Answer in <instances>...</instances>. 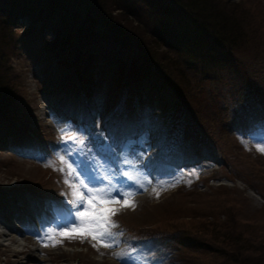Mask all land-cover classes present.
<instances>
[{
	"label": "rangeland",
	"instance_id": "obj_1",
	"mask_svg": "<svg viewBox=\"0 0 264 264\" xmlns=\"http://www.w3.org/2000/svg\"><path fill=\"white\" fill-rule=\"evenodd\" d=\"M2 1L0 0V4L4 5ZM99 1L104 6L103 9L100 7V10H104L105 13H102L103 18L100 22L105 20L106 15L108 18L104 22H120L124 26L122 27L124 31H127V25L124 22L134 28L139 27V30L144 28L148 33L150 48L152 47L153 50L157 48L167 60L174 58L173 49L164 43L161 36L159 37L154 34L155 32L149 30V25L145 22L151 19L150 14L147 13L148 9L144 8L134 16L127 9L129 7L121 6L123 5L122 1L120 4L119 1L113 0L120 4V9L116 8L113 1V3L108 1L111 4L103 0ZM233 1H239V5H243L253 12L254 22H250L248 25L244 24L247 29L246 38L238 39L237 46H235L237 56L242 61L252 62L256 59L253 58L255 53L260 52L264 55V0ZM66 5L64 12L69 10L66 14L74 12L73 16L77 15V6L71 2H66ZM109 7L112 8V13H116L114 14L116 18H112L108 13L107 8L109 9ZM161 9L156 10L154 17H157V14H164L165 11H161ZM56 16L61 17L60 14H56ZM78 16L80 18L76 22H81L83 17L80 13ZM86 16L88 15L86 14ZM98 16L101 19V15ZM69 17L71 18V15ZM164 17L167 18V15ZM62 18L66 22L70 19L65 16ZM168 18L170 20L172 15L169 14ZM16 21L12 26L13 36L17 39L21 38V43L17 45L18 49L11 58L13 66L11 75H13L14 84L19 85L20 95L17 96L16 105L21 111L17 118L26 125H21L25 128L21 132L22 128L18 131L13 123L17 121L16 119L11 126L4 124V120L0 121V220L5 225L12 226L13 210L16 207L21 210L23 208L21 204H23L26 208H30L28 213L31 217L28 216V219L34 217L35 212L39 210V212L42 211L43 217L49 220L47 224L49 229H62V223L66 224L71 219L73 212V208L69 204V200L72 198V189L64 183L66 177L58 178L59 180L56 182L42 166L48 164L49 161L61 163L57 159V154H63L74 162L79 173L82 174L80 178L90 182L93 187L107 186L136 193L133 198L136 202L135 208H126L123 203L114 204V208L120 209L118 217L130 229L156 230L167 237L170 235L174 240L171 241L172 244L167 245L168 247L165 249L162 247V250L159 251L160 240H150L138 247L123 249L129 242V238L124 227H119L114 231L122 234L118 237L119 242L114 248L93 247L92 245L98 242L90 238L83 242L79 239L65 240L63 238L60 240H65L62 242L64 244L61 243L57 248L44 250L40 240L23 234L21 236L25 242L24 249L16 251L23 246L18 248V243L12 242L9 236L16 237L19 234L5 227L8 235H0V264H19L21 261L23 264H28L30 261L26 259V256L29 254L43 258L38 264H242L248 259L255 260V256L249 254L255 253L251 244L253 242L262 243L260 240L264 239V153L257 150V144L264 145V126L260 125L258 132L254 135L249 134L250 131H248L245 139H236L232 131V119L220 121L221 118L217 116L213 117L216 119L215 122L209 121L205 117L210 122V132L213 135L209 133L206 141L199 139V141H194V144L187 142L183 144L182 142L171 158H164L161 156L164 146L162 140L165 134L169 133L160 118L155 116V107L149 101L142 100V119L140 121L142 129L139 131L141 135L137 142H145L153 134L161 131V134L153 139L149 150H147L152 153V157L144 160L141 165L132 162V166L122 169L123 174L121 175L109 171L105 174L104 181L97 184L92 183L97 177L95 174L98 168H102L101 163L104 159L97 165L94 159L80 152L79 139L75 144H72L73 140L70 143L69 140L63 139L66 131L74 130V121L64 116L63 110L68 106L76 113L79 103L89 106L91 108L89 110H92L95 115L97 124H100L103 121V115L105 117L113 111L114 98L119 90L122 92V87L118 89L116 82L111 80L114 78L105 75L107 77L105 83L94 85L93 90L85 99L80 84H77V87L68 85L64 75L70 74V72L58 67L55 63L56 58L52 55L55 52L49 49V43L54 35L52 28L50 29L53 22H47L48 25L42 26L43 28L40 30L42 40L22 42L25 35H29L30 31H26V28L31 24V17L24 14L16 18ZM186 21L190 22L188 19ZM172 22H179V20L173 18ZM81 26V23H73L71 34L75 32L73 28L81 30ZM108 28H92V36L85 31L81 32L90 39L88 42L91 45L90 49L98 54L117 52L118 55L124 57L125 65L129 59L134 58L136 64L143 66V61L139 59V56H133L136 54L134 46L130 42H124L120 33L117 35V33L113 34V31L107 32ZM130 33L133 35L131 30ZM203 39L206 42L204 48H212L213 41ZM179 58L182 65L181 68L177 67L181 69L180 74H183V78L190 82V90L200 87L207 91L208 88L219 83L216 78H211L206 72L211 73L212 76H220V79L227 78L230 72L234 73V71H229L230 64H218L217 61H212L206 65L203 64L201 58L200 61L199 58H195L194 62L197 64L194 65L195 63H186L181 54ZM259 61L257 59V62ZM97 63L91 69H101L100 71L103 73L105 66L102 67L99 61ZM173 63L177 65L176 62ZM152 64L151 62L149 65L145 64L144 68L150 69L149 77L157 80L155 77L160 78L163 74L154 70V63ZM216 66H220L221 69L218 70L215 68ZM169 71L171 72V70ZM156 72L159 73L156 74ZM171 74L176 75L175 69ZM191 78L196 80L198 87L192 83ZM160 79L163 82L167 81L164 77ZM258 80L263 86L264 78H258L256 82ZM132 100H134V96ZM114 110L117 113V108ZM58 113L63 115L60 116ZM116 117L118 119L113 123L106 122L105 124V129L108 128L109 132L106 133L104 130V133L101 131L102 133L98 135L105 134L106 140L109 138L115 142L117 140L113 137L116 132L125 135V129L131 123L127 109H121ZM220 128L223 129L222 133L219 132ZM243 128L247 129V126ZM85 132L86 130L82 129V134ZM226 134H228L227 141L225 140ZM51 136L55 141V151L49 160L45 159L41 152L29 147L25 148L26 142L33 146L39 145L42 144L37 143L38 140H41L40 137L49 138ZM210 136L213 141H209ZM188 147L190 149H187ZM22 149L24 150L20 153ZM135 157L136 155L133 153L130 160L133 161ZM188 160H194V162L183 164ZM104 163H107L106 159ZM134 179L136 180L133 181ZM132 181L136 182L135 187L128 189ZM149 184L150 188L148 189ZM59 185L64 187L61 195L66 194L62 198L63 204L66 205L62 208V212L55 211L54 203L50 201L52 196L43 193V189L54 190ZM169 185L175 186L169 187ZM77 186L79 187L78 182ZM154 188L160 192L159 197L153 191ZM26 195H29L30 200L23 203ZM47 203L52 204V207L51 205H49L51 208L45 206ZM26 208H24L25 211ZM0 229L3 230L4 226ZM42 235L39 233L37 236ZM231 236H240L238 237L239 243H236ZM58 238L59 236L56 237V239ZM36 248L39 249L36 250ZM212 248H216V251H209ZM120 252L127 254L125 259L122 260L113 255V253Z\"/></svg>",
	"mask_w": 264,
	"mask_h": 264
},
{
	"label": "trees",
	"instance_id": "obj_2",
	"mask_svg": "<svg viewBox=\"0 0 264 264\" xmlns=\"http://www.w3.org/2000/svg\"><path fill=\"white\" fill-rule=\"evenodd\" d=\"M103 1L109 4L114 2L116 8L119 9L122 1L123 5L121 6L129 7L127 9L134 16L144 8L148 9L147 13L150 14L151 19L145 22L149 25V30L155 32V35L161 36L160 38L163 39L164 43L173 49L174 58L167 60L157 48H155L156 50L150 48L148 33L144 28L140 31L139 27L134 28V26L124 22L127 25V31H124L122 29L124 26L120 22H104L108 18L106 15L105 20L103 19V22H100L103 18L102 13H104V10H100V7L103 9L104 6L99 0H26L23 2L3 0L4 5L0 4V121L4 120V124L11 126L14 119H16L17 121L13 123L18 131L20 128H22L21 132L25 130L21 125L25 126L26 124L17 118L21 110L16 105V100L20 93L18 92L19 85L14 84V78L11 75V72H13L11 58L18 49L17 45L21 43V38H14L12 26L17 22L16 18L28 14L31 17V24L26 28V31L30 32H28L29 35H25L22 42L42 40L40 31L43 28L42 26L48 25L47 22H53L50 29L52 28L54 35L49 43V49L55 52L52 55L56 58L55 63L58 67L70 72V74L64 75L68 85L77 87V84H80L85 99L93 90L94 85L105 83L107 78L105 75L114 78L111 80L116 82L118 89L122 87V92L125 93L123 94L119 90L114 98V109L117 108V113L113 109L108 115L109 118L113 120V116L119 114L121 109H127L128 117L133 114L135 121L132 120V122L137 123L136 121L141 118L139 107H142L140 104L142 100L149 101L155 107V116L160 118L169 133L168 135L165 134L162 140L166 153H174L182 142L194 144V141H199V139L206 141L209 133L213 135L210 132V122L206 119L215 122L217 116L221 118L220 121L232 119L233 126L240 125L241 121L245 120L252 128H255L259 122L264 123V85L262 86L260 80L256 82L258 78H264V55L257 52L253 55V58L256 59L247 63L248 60L242 61L235 50L238 39H245L247 36V29H245L244 24L248 25L250 22H254L253 12L250 9L239 5V1L235 2L233 0H116L120 4L113 0ZM108 1H111V3ZM66 2H71L77 6V15L73 16L74 12L66 14L69 10H66V13L64 12L67 6ZM156 7L158 9L162 8L161 11L164 10V14H157V17H154L156 10H158ZM107 11L112 18H116L114 15L116 13H112V8H107ZM79 13L83 19L81 22H76L80 18ZM56 14H60L61 17L56 16ZM99 14L101 19L98 16ZM169 14L172 15L170 20L168 18ZM165 15H167V18L164 17ZM64 16L70 18L71 21L70 19L68 22L63 21L62 17ZM120 16L123 18L121 13ZM173 18L178 19L179 22H172ZM187 19L190 22H187ZM73 23H81L82 26L81 30L80 28L77 30L73 28L75 32L71 34ZM100 27H109L110 29L108 28L107 32L113 31V34L117 33V35L120 33L124 42H130L136 51L133 56H139V59L143 61V66L136 64L134 58L129 59L127 65H125L123 63L125 61L124 57L118 55L117 52L98 54L91 50V45L88 43L90 39L87 38L85 33L81 32L85 31L92 36V28L101 29ZM203 38L213 41L212 48H204L206 42ZM180 54L189 64L195 63V58H199V61L201 58L203 64L206 65H209L212 61H217L218 64H230L229 71H234V73L230 72L227 78L220 79V76H212L211 73L206 72L211 78H216L219 82L216 86L208 88L207 91L198 87L196 80L191 78L192 83L198 87L191 88V91L189 89L190 82H187L183 78V74H180L182 65L179 58ZM257 59L260 61L257 62ZM98 61L102 67L105 66L104 75L101 73V69H91ZM150 62L151 65L154 63V70L161 72L163 74L161 77H164L167 81L163 82L160 79L161 77L158 78L157 75L155 77L157 80L149 77L150 69H146L144 66L145 64L149 65ZM173 62H176L177 65ZM196 64L197 62L194 65ZM177 66H180V68ZM215 68L221 69L220 66ZM174 69L176 75L171 74ZM159 72H156V74ZM133 96L134 100H132ZM132 110L135 113H132ZM136 125H139V123ZM96 128L92 127L91 130ZM133 128L131 132H134V134L132 136H136ZM98 129L104 130V127ZM105 130H108V128ZM222 130L220 128L219 132L222 133ZM232 131L237 139L238 135L234 130ZM160 134L161 131L153 134L147 140V143ZM100 135L103 137V134ZM40 139L50 142L53 137H40ZM225 140H228V134H226ZM209 141H213L211 136ZM107 146L112 154L116 156V165H118L123 155L121 152L124 144H107ZM42 168L48 171V175L53 177V180L65 175L54 170L53 167L44 165ZM55 168L59 169V166L55 165ZM119 214L115 215L113 219L120 221V225L128 230L131 234L130 237L133 239V245L162 233L156 230L130 229L127 224L120 220ZM231 237L236 243H239L238 237L240 236ZM171 238L170 235L169 237L166 236L164 241L169 243L174 240V238ZM260 242L262 243L253 242L251 244L255 253L249 254L254 255L255 260L248 259L242 264H264V239H261ZM209 251H216V248Z\"/></svg>",
	"mask_w": 264,
	"mask_h": 264
},
{
	"label": "snow or ice",
	"instance_id": "obj_3",
	"mask_svg": "<svg viewBox=\"0 0 264 264\" xmlns=\"http://www.w3.org/2000/svg\"><path fill=\"white\" fill-rule=\"evenodd\" d=\"M79 143L83 144V138ZM257 150L264 153V145L257 144ZM57 159L62 165L67 166V171L64 167L55 168V162L49 161L46 167H53L54 170L65 174V184H68L72 189V198L69 204L73 208L71 219L64 224L60 231L48 229L42 236L38 237L44 247H56L63 241L56 239L57 236L68 240L79 239L83 242L90 238L97 241L93 247L114 248L116 247L118 237L122 234L114 231L119 228V223L113 217L119 214L120 209L109 207L111 204L123 203L124 207L135 208L136 202L133 199L136 193L134 191H122L120 188L111 187H93L90 182L81 179V173L78 168L66 155L57 154ZM127 175V173H125ZM77 182L79 187L77 186ZM175 185H169L174 187ZM143 187V185H141ZM147 190L146 188L144 189ZM153 191L159 197L160 192L155 188ZM119 259H125L127 254L113 253Z\"/></svg>",
	"mask_w": 264,
	"mask_h": 264
},
{
	"label": "bare ground",
	"instance_id": "obj_4",
	"mask_svg": "<svg viewBox=\"0 0 264 264\" xmlns=\"http://www.w3.org/2000/svg\"><path fill=\"white\" fill-rule=\"evenodd\" d=\"M27 200H29V196L28 195H26V198H25V201H24V203H26V201ZM29 203V202H28ZM25 208V207H24ZM27 210H29L28 209V207L26 208ZM20 216H24V213L23 212H21V213H19V215H15L14 216V219L16 220V221H20L21 219H20ZM3 222L0 220V228H3V226H4V224H2ZM5 227L6 226H4V229L2 230V229H0V235H2V236H7L8 235V233L5 231ZM9 232V231H8ZM14 235V234H13ZM11 236V235H10ZM9 236V238L11 239V241L12 242H16V243H18V248H20V247H22L23 245H24V239L22 238L23 236H21V235H17L16 237H14V236H12V237H10ZM6 238H8V237H6ZM8 238V239H9ZM27 244V243H26ZM11 249V248H10ZM23 249H24V246L21 248V249H16V251H23ZM39 248H36V250H38ZM26 259L27 260H29L30 261V263H28V264H38V263H40L39 261H42V257L41 256H37V255H31V254H29V255H27L26 256ZM26 260V261H27ZM32 261V262H31ZM22 263V261L21 262H19V264H21ZM23 264V263H22Z\"/></svg>",
	"mask_w": 264,
	"mask_h": 264
}]
</instances>
